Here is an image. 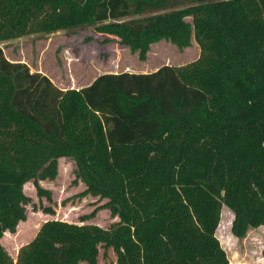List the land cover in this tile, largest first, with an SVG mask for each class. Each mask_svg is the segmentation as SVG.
Wrapping results in <instances>:
<instances>
[{
	"label": "trees",
	"instance_id": "obj_1",
	"mask_svg": "<svg viewBox=\"0 0 264 264\" xmlns=\"http://www.w3.org/2000/svg\"><path fill=\"white\" fill-rule=\"evenodd\" d=\"M188 1L0 0V41L91 25L141 61L159 40L199 48L183 65L64 90L0 48V238L24 219V183L51 201L38 181L59 157L73 161L78 194L116 217L46 220L14 261L0 242V264H79L99 243L114 264H227L221 206L235 238L264 225V0Z\"/></svg>",
	"mask_w": 264,
	"mask_h": 264
},
{
	"label": "rangeland",
	"instance_id": "obj_2",
	"mask_svg": "<svg viewBox=\"0 0 264 264\" xmlns=\"http://www.w3.org/2000/svg\"><path fill=\"white\" fill-rule=\"evenodd\" d=\"M183 3L189 1L184 0ZM179 6L172 3L166 10ZM150 13L148 11L142 15ZM132 17L136 16L128 18ZM0 48L7 60L25 64L30 72L44 74L61 90L87 85L100 73H148L164 64H186L199 55V48L193 40L182 49L159 40L150 44L145 59L141 61L116 37L96 32L91 25H79L52 33L26 34L0 41ZM74 167L70 158L59 157L55 177L38 181L41 187L50 191V202L36 195L31 180L23 184L22 191L29 198L24 206V219L17 223L14 232H5L0 238L13 261L17 250L31 240L39 225L46 220L92 223L102 227H108L116 220L107 209L99 207L104 199L78 194L84 186L75 178ZM44 205L50 206L53 213H43L40 206ZM93 208H97L94 215L80 221V216L88 214ZM231 219V211L222 205L215 235L225 251L227 264H264V225L250 228L242 238H235L229 230ZM114 262L115 254L111 246L99 243L94 246L91 257L79 264Z\"/></svg>",
	"mask_w": 264,
	"mask_h": 264
}]
</instances>
